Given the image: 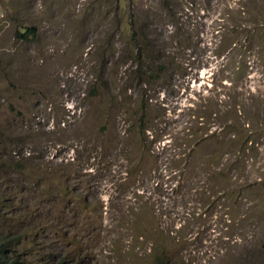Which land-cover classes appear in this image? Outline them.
Here are the masks:
<instances>
[{
    "label": "rangeland",
    "instance_id": "rangeland-1",
    "mask_svg": "<svg viewBox=\"0 0 264 264\" xmlns=\"http://www.w3.org/2000/svg\"><path fill=\"white\" fill-rule=\"evenodd\" d=\"M159 2L0 0V240H13L5 251L13 264H154L157 255L171 264H264V131L247 140L230 179L212 173L237 155L232 147L214 162L229 143L224 123L237 114L250 128L264 120L242 109L253 105L244 93L246 104L228 110L234 88L264 94V68L247 50L230 86L243 53H218L214 32L263 19L264 10L252 18L245 9L264 0L177 10V26L191 33L183 54ZM130 11L155 19L148 35L181 67L137 85L130 30L117 20ZM30 25L34 35L15 34ZM195 118L221 140L195 146L193 162L184 151L203 129L191 123L185 134Z\"/></svg>",
    "mask_w": 264,
    "mask_h": 264
},
{
    "label": "trees",
    "instance_id": "trees-1",
    "mask_svg": "<svg viewBox=\"0 0 264 264\" xmlns=\"http://www.w3.org/2000/svg\"><path fill=\"white\" fill-rule=\"evenodd\" d=\"M159 4H161V7L164 10L165 15L168 18V22H170L172 29L169 32V37H172V40L175 38L177 41V46H179V49H181L182 54L184 49L188 47V44L191 40V33L188 31L187 27L185 26L183 29L180 24L177 23L179 21L180 15L177 13V10H183L184 7L193 8L197 0H159ZM249 4V3H248ZM115 8L117 7V4L115 3ZM251 6V5H249ZM180 8V9H179ZM264 5L260 4V9H254V12L251 10L245 9V11L251 12L250 14L253 15L252 18H254V15L257 14L259 11L263 13ZM154 14L158 15L156 11ZM118 24L121 26V23L123 22V26L127 25V28L130 30V36H129V42L132 44V52L131 57L132 60L135 62V71H136V77L135 82L137 85H141L142 83H145L148 81V79H157L161 76V73L167 71L176 69L177 67H181L182 61L180 58H176L175 54L171 51H165L161 47V43L157 40V37L148 35L149 29H151L150 24L154 22L155 19L148 18L146 20L141 19L140 16L136 15L134 11H130L128 13L127 20H124L122 15L118 16ZM177 28V29H176ZM174 29V30H173ZM242 31H247L245 33H242ZM35 27L33 25L30 26H24L21 28H18L15 31V34L18 37L21 38H28L27 34L34 35ZM216 42L215 47L216 51L218 53H222L224 50L229 49V52L233 49H238L243 53V55H239V58L237 59V64L235 65L234 75H232V79L229 83V85H233L232 83L235 82L233 79V76L236 75V78L238 79L244 74L245 71V62L246 58L244 55L247 50H250L252 52V55L254 56V59L256 60L258 65H262L264 68V18H254V21L252 24L245 25L240 24L239 22H235L233 24H224L218 25V29H216ZM163 43H166L163 42ZM171 44V42H170ZM256 45L255 48H252V46ZM239 73V75H237ZM145 78V79H143ZM236 87L238 88L239 86ZM232 100L227 105L228 110H232L236 113L237 104H241V106H244L246 102L241 101L239 99V95L241 93H244L245 95H248L246 97H252L253 105L251 106V109H247L246 107H242V109L245 110V112H251L252 115L256 118L257 121H261L258 115L260 112H264V94L260 92L258 89L252 90L249 87H246L243 92L241 91V87L238 89L234 88L232 90ZM236 96V98H235ZM149 103L146 101V98L140 99L139 103L137 104V107L140 110V124L139 129L144 130V128L147 126V122L150 120L147 116L148 113V106ZM237 114L236 118H234L233 121H228L227 123H224L226 126H229L230 133L226 135V137H229V143L226 147V149H218L219 152L215 153L213 159H215V163H218L220 160V156H227L228 155V149H232L234 147L235 151H237V155L234 156V158L227 163H223L218 166V168L213 169L212 173L216 177V179L219 180H228L230 179L232 175V169L234 166H236L237 163L240 162V159L242 158V155L244 153V148L246 146V142L248 139L252 140H258L260 139V134L264 131V120L263 124H256L253 128H250L248 125V119L245 117V115L242 116V118H238ZM219 116V115H218ZM214 117L217 119V114L214 113ZM244 117V118H243ZM218 122H220V119H217ZM222 120V119H221ZM216 122V121H214ZM195 125L196 129H202L201 134L196 135V137L193 140L192 146L188 148V150L184 151V155L188 159V161H193L194 157V150L195 146L197 147L199 144L206 142L209 137L212 138L217 137L218 135L215 133H218L216 131V126L213 131H211V135L209 133H204V125L202 123V119H194L192 120L188 126H186V132L185 134H189L191 132V129L194 130L195 128L192 127V124ZM211 123V122H210ZM222 123H220L222 125ZM261 126V127H259ZM192 127V128H190ZM190 129V131H189ZM223 129L221 128V131ZM189 131V132H187ZM249 131V132H248ZM195 132V131H194ZM215 132V133H214ZM222 136V135H221ZM223 137V136H222ZM219 139L221 138L218 136ZM232 145V146H231ZM231 147V148H230ZM216 149V148H215ZM213 149V150H215ZM227 153V155H224ZM195 159V157H194ZM197 160L193 161L196 162ZM227 190L228 192L231 190L229 187L224 188V190ZM10 263L7 264H11ZM0 264H4V261L0 259ZM154 264H171L168 259L164 258L163 255H157L155 256Z\"/></svg>",
    "mask_w": 264,
    "mask_h": 264
},
{
    "label": "clouds",
    "instance_id": "clouds-1",
    "mask_svg": "<svg viewBox=\"0 0 264 264\" xmlns=\"http://www.w3.org/2000/svg\"><path fill=\"white\" fill-rule=\"evenodd\" d=\"M13 240L8 239V240H0V259H2L4 261V264L10 263V261H12L11 264H13L15 262L14 259H9L7 258V256L5 255V251L8 248V246L10 245V243ZM44 264H51V262L49 261V258H46L44 260Z\"/></svg>",
    "mask_w": 264,
    "mask_h": 264
}]
</instances>
